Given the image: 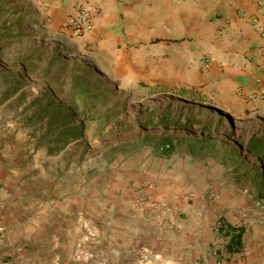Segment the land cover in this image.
Returning a JSON list of instances; mask_svg holds the SVG:
<instances>
[{
    "label": "crops",
    "instance_id": "crops-1",
    "mask_svg": "<svg viewBox=\"0 0 264 264\" xmlns=\"http://www.w3.org/2000/svg\"><path fill=\"white\" fill-rule=\"evenodd\" d=\"M50 1L56 6L57 16L73 11L80 1L97 7L92 29L81 38H73L89 43L91 60L84 63L106 83L139 82L141 65H145L149 66L146 74L156 82L201 89L221 106L226 117L242 118L246 112L264 106V99L255 98L264 88V54L260 50L264 36L254 24V19L264 24V12L257 10L258 0ZM157 36L179 39L172 55L156 58L132 46ZM99 52L107 56H97ZM105 58H116L118 74L132 77V81L117 80L119 75L104 65ZM204 59L207 65L201 63ZM214 119L211 135L206 133L207 125L196 132L187 129L177 140L178 134L167 133L171 125H152L162 136H170L175 145L171 153H161L156 143L147 155L130 156L101 190L107 193L100 194L102 209L120 213L124 230L134 239L76 240L77 212L83 209L78 203L86 197L84 192L74 188L66 195L46 198L41 194L39 206L23 201L28 214L31 212L27 224L19 213L21 199L7 204L0 214V264H264V240H248V225H243L239 248L230 240V228L241 223L228 216L236 213L238 217L239 207L249 202L250 194L236 179L234 160L229 155L233 148H241V139H235V132H228L229 139L224 143L227 150L222 152L221 140L212 133L218 125ZM228 127L222 131H228ZM246 127L243 124L241 129ZM162 136L155 139L160 141ZM179 145L186 147L183 158ZM10 171L16 177L10 188L15 192L14 187L24 179L19 172ZM29 190L43 192L44 188L29 185ZM144 191L158 203L148 200L134 209L131 203ZM223 208H228L224 215ZM10 209L16 217L9 218ZM171 214H184L186 222L176 226L196 231L195 240H166L167 235L156 227L159 221L161 228L167 229L165 219L175 226ZM189 218L197 224H187ZM88 220L93 224L92 218ZM85 223L84 237L89 238L93 229ZM212 225L223 240L206 236L204 232ZM138 234L140 237H136Z\"/></svg>",
    "mask_w": 264,
    "mask_h": 264
},
{
    "label": "rangeland",
    "instance_id": "rangeland-1",
    "mask_svg": "<svg viewBox=\"0 0 264 264\" xmlns=\"http://www.w3.org/2000/svg\"><path fill=\"white\" fill-rule=\"evenodd\" d=\"M55 7L50 0H0V198L3 199L0 214L7 204L21 199L19 213L27 224L31 212L28 214L25 202L33 201L39 206L42 195L46 198L66 195L76 188L86 195L78 203L84 210L77 212L76 240H118L120 237L131 240L133 234L124 230L122 215L108 208L102 209L104 203L100 194L107 196L101 190L107 188L122 162L132 155H147L149 147L160 142L155 137L163 133L153 130L150 125L152 118H156V110H167L175 116L174 120H179L180 123L167 128V133L178 134L176 140L187 129L196 132L204 125H210L206 133L211 135V119L215 118L218 125L212 133L215 139L221 140L222 152L227 150L224 143L229 139L228 132H235L236 140L246 139L256 131L264 136V106L246 112L242 118L226 117L221 106L208 99V94L201 89L156 82L146 74L149 66L145 65H141V80L129 84L109 82L104 85L98 82L96 75L90 74V87L104 94L101 102H96L93 107L94 116L85 119L81 135L67 136L64 124L49 111L42 110V105L48 100L63 99V95L70 92L71 79L74 74H83V69L87 68L84 61L91 60L88 52L92 48L84 40L71 36L63 23L69 12L57 16ZM178 40L157 36L132 46L140 52H150L156 58L165 57L174 53V48L179 46ZM102 61L114 75L120 72L116 68V58ZM118 75L119 81H132V77ZM182 89L192 92L182 94ZM255 98L264 99L259 94ZM78 103L80 106L73 123L83 119L80 97ZM243 124L246 129H241ZM226 126H230L229 130L222 131ZM179 150L183 158L186 147L179 145ZM159 151H163L161 146ZM10 170L19 172L24 179L18 188L14 187L15 192L10 190L12 180L16 179ZM29 185L44 188V191L30 192ZM243 185L250 200L239 207L238 217L236 213L228 217L241 223L239 226H249L248 240H264V189L259 193L256 185ZM110 197L113 200V196ZM148 200L149 195L144 191L131 206L134 209L141 207ZM150 201L154 205L158 203ZM227 210L223 208L222 215ZM12 213V209L8 210L9 218L17 216ZM171 216L175 226L171 227V220L165 219L169 225L167 229L161 228L159 221L156 227L167 235L166 240H195L196 231L193 233L176 226L178 222H186L184 214ZM88 218L94 220L93 224ZM85 222L93 229L89 238L84 237ZM190 223L197 224L194 218H189L187 224ZM213 227L204 232L206 236L223 240ZM78 249L79 246L76 251Z\"/></svg>",
    "mask_w": 264,
    "mask_h": 264
},
{
    "label": "trees",
    "instance_id": "trees-1",
    "mask_svg": "<svg viewBox=\"0 0 264 264\" xmlns=\"http://www.w3.org/2000/svg\"><path fill=\"white\" fill-rule=\"evenodd\" d=\"M90 74L96 75L98 82H102L104 85H107V83L103 81L91 68L87 67L83 69V74H74L71 79L72 88L70 92L63 95V99H56L52 101L48 100L42 105V110L49 111L64 124V127H66L65 134L72 138L79 137L84 131L85 119L94 116L93 107L96 102H101L100 99L104 94L103 92L90 87L88 83ZM59 91L61 90L59 89ZM190 92H192V90L182 89L180 91L182 94ZM104 96H106V94ZM78 97L82 100L83 119L78 123H73V119L75 118L77 112L76 110H78L80 106L78 103ZM155 112L156 118H152L153 121H150L151 126L160 124L170 126L180 123L179 120H174L175 116H172V114L167 110H156ZM207 123L210 124L211 122ZM169 138L170 136L167 135L162 136L160 142L158 143L166 154L171 153L175 147L173 143H171L169 147H165V141H170ZM240 145L241 148H233L229 152L230 158L234 160V173L236 179L242 184L249 183V185H256V189L260 191L259 193H261L264 189V136L260 135L259 131H256L246 139L241 140ZM242 149L246 152L245 155L243 154ZM244 230L243 226L230 228V240H233L236 244V248H239Z\"/></svg>",
    "mask_w": 264,
    "mask_h": 264
},
{
    "label": "built area",
    "instance_id": "built-area-1",
    "mask_svg": "<svg viewBox=\"0 0 264 264\" xmlns=\"http://www.w3.org/2000/svg\"><path fill=\"white\" fill-rule=\"evenodd\" d=\"M97 7L86 1H80L77 7L69 12L64 20V27L69 31L73 37H83L86 32L90 31L94 25V18L97 13ZM258 11L264 12V0H258ZM255 26L259 29L260 34L264 36V24L258 19H254ZM261 52L264 54V44L260 47ZM207 65L208 62L204 59L201 62ZM259 96L264 97V88L258 92ZM167 143L165 147H169Z\"/></svg>",
    "mask_w": 264,
    "mask_h": 264
},
{
    "label": "bare ground",
    "instance_id": "bare-ground-1",
    "mask_svg": "<svg viewBox=\"0 0 264 264\" xmlns=\"http://www.w3.org/2000/svg\"><path fill=\"white\" fill-rule=\"evenodd\" d=\"M241 114V113H240ZM237 115V114H236ZM240 116H242V115H240ZM244 117V116H243Z\"/></svg>",
    "mask_w": 264,
    "mask_h": 264
}]
</instances>
